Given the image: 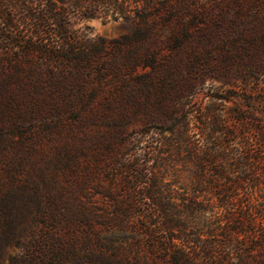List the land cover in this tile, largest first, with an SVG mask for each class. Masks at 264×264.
<instances>
[{"label": "rangeland", "instance_id": "obj_1", "mask_svg": "<svg viewBox=\"0 0 264 264\" xmlns=\"http://www.w3.org/2000/svg\"><path fill=\"white\" fill-rule=\"evenodd\" d=\"M182 1L197 15L195 37L176 52L158 41L148 77L127 64L149 42L106 44L79 72L23 53L30 27H6L1 12L21 13L0 0V264H174L159 210L165 188L174 196L171 233L191 240L188 264H264V0ZM79 26L107 42L133 29L105 17ZM37 80L56 85L37 88ZM188 98V134L203 139L200 121L222 109L246 156L230 169L240 183L225 203L201 196L196 214L180 216L179 194H192L198 169L181 126ZM135 159L144 173L156 166L155 202L127 169ZM133 198L137 212L127 218Z\"/></svg>", "mask_w": 264, "mask_h": 264}, {"label": "trees", "instance_id": "obj_2", "mask_svg": "<svg viewBox=\"0 0 264 264\" xmlns=\"http://www.w3.org/2000/svg\"><path fill=\"white\" fill-rule=\"evenodd\" d=\"M13 7L20 10L21 15L15 19L7 12H1V21L6 27H14L15 22L20 21L30 27L31 40H22L19 47H24L23 53L28 51H38L46 60L56 62L58 70L79 72L88 70L90 62L95 56L104 50L106 44L113 47L120 45H134L137 43L149 42L141 53L132 56L127 67L132 68L142 65L147 68L144 76L150 77L158 69V59L161 56V48L158 41L165 46H169L171 52H176L183 46L184 42L191 41L195 33L191 29V24L197 20V15L191 7L192 3L182 0H3ZM199 6H205V1L195 0ZM4 3L1 2V6ZM187 13L189 19L187 24L181 23L182 11ZM95 17L111 18L113 20L122 19L133 26L132 31L120 38L112 41H105L103 38H92L83 31L79 24L87 19ZM88 28V27H86ZM202 31V29H201ZM5 37L9 40L8 34ZM7 40V41H8ZM27 45V46H26ZM55 69V68H53ZM38 78V76L36 77ZM59 82H57V85ZM54 83H42L36 81V86L54 85ZM56 85V84H55ZM193 95V94H192ZM194 96V95H193ZM219 99H223L222 97ZM192 98H188L184 105V117L181 122L184 137L186 138L189 153L196 159L197 173L195 175L192 194H179L183 203V208L176 212L180 216L196 214L197 209L193 204H199L206 200L211 203L212 197H216L220 203H225L230 197L231 185L236 189L239 181L231 172L232 166L236 168L242 163L240 160L246 156V152L234 148L232 138L236 137V127L228 119L222 109L209 110L206 115L208 120L200 121L201 134L203 139L193 138L188 134L190 111L186 106H190ZM223 101V100H222ZM260 145L264 148V122L259 127ZM264 164V155L261 158ZM145 166V165H144ZM139 159H135L127 167L137 180H144L148 184L145 195L152 198L158 188L156 180V166L154 163L145 167L146 173ZM235 177L233 180L231 176ZM262 174L259 173L258 177ZM239 177V176H238ZM257 177V176H256ZM164 197L168 201L164 206H160V213L165 229L167 249L169 257L174 264H188L193 260L190 252L184 245L191 240L182 239L175 236L172 232L173 220L170 210L166 206L173 207L171 198L173 192L164 189ZM204 196V201H198L199 197ZM155 202V201H154ZM186 202H189L187 205ZM126 208V206H125ZM136 200L133 201L123 213L127 218L129 214L136 213ZM175 239L185 242L180 246ZM188 246V244H186ZM189 247V246H188Z\"/></svg>", "mask_w": 264, "mask_h": 264}]
</instances>
